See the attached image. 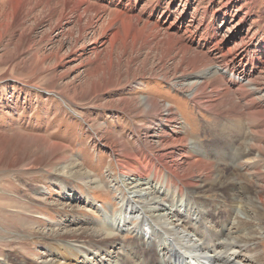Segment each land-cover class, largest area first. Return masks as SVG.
<instances>
[{
  "label": "rangeland",
  "instance_id": "obj_1",
  "mask_svg": "<svg viewBox=\"0 0 264 264\" xmlns=\"http://www.w3.org/2000/svg\"><path fill=\"white\" fill-rule=\"evenodd\" d=\"M18 1L19 5L16 0H0V264H19L20 259L27 263L49 261L52 251L43 245L41 238L52 230H67V223L74 220L99 222L105 229L116 231L115 242L119 243L120 236L128 240L135 233L114 223L119 222V214H124L125 205L132 207L131 213L138 216L133 228L139 233L144 231V242L150 248L156 245L160 250L162 242L172 243L175 248H167L180 252L182 260L190 254L176 244L177 240L193 245L191 253L200 255L204 254L195 247L210 246L216 235L219 242H229L218 233L231 227L237 209L234 208V213L230 211L226 197L219 198L220 191L210 190L197 198L186 188L181 194L171 190L166 201H162L164 194L149 193L147 188L143 191L145 196L139 198L136 196L139 192L130 189V180L120 175L118 163L125 158L120 155L115 158L110 143L112 138L123 136L130 146H137L143 135L142 131L138 134L140 128L136 125L146 119L127 114L119 104L120 99L129 95H149L172 104L184 123L185 135L201 146L213 139L217 129H213L214 116L196 108L165 79L150 75L147 70L142 74L139 69L146 50L133 54L132 57L137 56L135 60L108 69L109 54L92 42L95 40L92 32L99 29L89 27L80 33L76 16L60 18L64 11L61 0ZM146 1L150 0H141L134 13ZM160 2L159 10L170 9L169 21L182 18L180 22H187L194 16L192 29L205 28L197 24L205 10L209 14L216 9L226 10L228 17L224 21L216 18L217 39L228 41L227 48L240 41V37H252L253 43L259 44L258 55L264 60V0ZM150 57L148 65L152 66L157 58ZM132 62L130 69L128 64ZM22 139H30L32 146H22ZM154 196L163 202L161 212L186 208L185 217L176 220L170 213L168 221H162L163 217L160 221V211L153 209L156 204L142 201ZM69 204L77 205L78 209L71 212ZM191 211L193 215L189 216ZM131 213H125V217L133 216ZM152 220L156 221L154 228L149 226L154 223ZM196 220L201 225L194 224ZM181 221L192 225L182 227ZM167 231L176 235H168ZM256 248L264 256V234L262 245ZM207 250L204 249L205 255L209 257L218 254L222 258L225 253H234V263L240 255L241 264L254 256L250 252L245 259L244 252L232 245L214 252L213 248ZM54 254H58L55 260L63 262L60 252ZM86 254L92 260L99 256L92 251ZM203 260L202 264H207ZM127 261L140 262L133 256ZM80 262L79 257L77 263Z\"/></svg>",
  "mask_w": 264,
  "mask_h": 264
},
{
  "label": "bare ground",
  "instance_id": "obj_2",
  "mask_svg": "<svg viewBox=\"0 0 264 264\" xmlns=\"http://www.w3.org/2000/svg\"><path fill=\"white\" fill-rule=\"evenodd\" d=\"M61 1L64 11L60 18L69 14L76 16L75 22L80 26V33L89 27L99 29L92 32L95 38L92 42L94 46L98 45V49L103 48L109 54L108 69L121 67L125 61L135 60L137 56L132 57L133 54L138 55L141 50H146L139 69L142 74L147 70L150 75L165 79L184 93L196 108L207 110L214 116L213 129H217L213 139L201 146L185 135L184 123L172 104L141 94L120 99L119 104L127 114L146 119L142 124L136 125L140 128L138 134L141 131L143 133L137 146H130L123 136L114 137L110 142L115 158L119 155L125 158L122 163H118V167L120 175L130 180V189L139 192L136 196L140 198L145 196L146 192L143 191L149 188V193L155 191L160 195L164 194L161 195L162 201H166L171 190H177L181 194L186 188L190 195L197 198L210 190L220 191L219 198L226 197L224 199L229 201L230 211L234 213V208L237 209L231 227L218 233L229 242H219L216 235L210 246L199 245L200 249L196 246V250L205 255L204 249L209 252L213 248L214 252L218 248L221 250L232 245L244 252L242 257L245 259L250 252L254 255L246 259L245 264H264V256L256 248L262 245L264 234V60L258 55L259 44H254L252 37L245 36L240 37V41L231 47L225 48L228 41L218 40L215 32L216 18H220L222 22L228 17L224 9L213 10L210 14L205 10L197 22L205 28L192 29L194 16L187 22H180L182 18L180 21L176 18L169 21L170 9L159 10L160 0L146 1L135 13L141 0ZM16 5H19L18 0ZM85 14L86 17L83 18ZM124 55H127L125 60ZM149 57H156L157 63L149 66ZM133 64H128V67L131 69ZM26 139H22V146H32L30 139ZM142 185L146 187H141ZM155 199L156 196L142 198V201L156 204L153 209L160 211V221L162 217V221H168L170 213L176 220L185 217L183 210L188 209L183 208L181 211L177 207L169 208L164 213L161 212L164 210L161 208L163 202ZM67 206L71 207V212L78 209L77 205ZM131 209L129 205L123 207L124 214H119L117 218L121 226L119 222H114L117 227L126 226V231L135 233L128 240L120 236L119 243L115 242L118 237L116 231L106 228L109 230L106 232L99 222L74 220L67 223V230H52L50 235L41 238L43 245H47L52 251L53 256L49 261L27 263L20 259L18 262L72 264L71 261L74 260L76 263L73 264H129L127 258L133 256L135 261H140L136 264H172L179 263L180 260L186 263V256L182 260L181 253L174 249L172 243L165 245L162 242L160 250L156 245L150 248L144 242V231L139 233L133 228L136 225L132 223L136 222V217L138 220V216L133 215ZM129 212L133 216L129 214V217H125V213ZM191 212L189 216L193 215ZM129 220L131 224H128ZM152 221L154 223L149 226L154 228L156 221ZM193 223L200 224L197 220ZM188 225L190 227L192 224L181 221L182 227L186 228ZM219 225L224 227L225 224ZM167 234L176 235L174 231H167ZM162 237L165 235L162 234ZM176 244L184 248L185 253L191 254L193 245H186L180 240ZM63 248L67 251H60ZM253 250L256 251L253 253ZM90 251L99 255L97 259L92 260L86 254ZM58 252L61 253L63 262L55 260L58 254L54 253ZM204 255L195 264L202 262V259L207 260V264H241L240 255L235 258L237 262H233L234 253H225L226 257L222 258L218 254L211 257ZM79 257L81 262L77 263Z\"/></svg>",
  "mask_w": 264,
  "mask_h": 264
}]
</instances>
